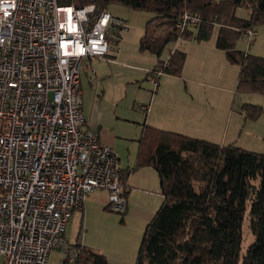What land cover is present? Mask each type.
Here are the masks:
<instances>
[{
  "label": "built area",
  "instance_id": "obj_1",
  "mask_svg": "<svg viewBox=\"0 0 264 264\" xmlns=\"http://www.w3.org/2000/svg\"><path fill=\"white\" fill-rule=\"evenodd\" d=\"M201 19L185 9L175 28ZM124 25L106 5L0 0V264H47L52 249L64 252L60 264H75L83 243L64 231L92 190L126 210L117 153L86 125L80 86L86 60L106 56L109 34ZM255 35L242 33L249 43ZM166 67L169 56L151 80Z\"/></svg>",
  "mask_w": 264,
  "mask_h": 264
},
{
  "label": "trees",
  "instance_id": "obj_2",
  "mask_svg": "<svg viewBox=\"0 0 264 264\" xmlns=\"http://www.w3.org/2000/svg\"><path fill=\"white\" fill-rule=\"evenodd\" d=\"M67 2L77 7L120 3L151 13L139 49L153 53L158 67L166 60L161 55L170 42L193 34L194 27L182 33L175 28L179 14L185 9L198 11L202 19L195 26L194 39H208L217 26L216 46L239 66L237 91L264 92V57L233 46L245 30L264 23V0ZM240 6L249 10L248 18L236 15ZM184 58V51L173 50L163 72L178 74ZM241 111L252 118L259 113L247 103ZM146 165L158 174L163 202L145 226L135 264H264V153L145 124L138 138L135 167ZM128 171H120L122 187L127 184ZM244 214L254 240L240 261ZM79 247L75 264H113L103 253L84 244Z\"/></svg>",
  "mask_w": 264,
  "mask_h": 264
},
{
  "label": "crops",
  "instance_id": "obj_3",
  "mask_svg": "<svg viewBox=\"0 0 264 264\" xmlns=\"http://www.w3.org/2000/svg\"><path fill=\"white\" fill-rule=\"evenodd\" d=\"M181 38L187 39L188 42H184L183 47L180 49L177 43L180 42L178 40ZM192 38L194 39L191 36H182L168 49L166 56H169L172 53L171 51L175 49L185 52V58L178 74L162 72L157 76L156 81H152L151 76L154 69L159 66L158 60L156 56L154 60H147L146 67L143 69L146 70L149 83H153V90L150 93L149 101L138 105L140 112L137 114L132 112L129 114L125 108H119L118 110L120 100L126 97L123 94L115 95L113 108L105 107L102 96L90 99L88 105H85L81 89L82 110L86 125L97 132L101 142L115 149L120 171L129 170L127 184L124 187L121 186L126 199V210L122 213V222H124V218L130 216V213H134L133 202L135 197L143 199L144 205L149 203L146 201V196L149 195L146 191L134 192L136 184L139 181L148 182L156 176V174H153L155 169L151 165L135 167L138 138L141 133L139 129L142 131L143 125L146 124L220 144L232 143L240 147L244 146L240 139L243 127L249 119L242 113L241 107L234 110L231 101V95L237 93L239 66L231 63L224 51L218 48L214 42H208L209 39L193 40ZM124 54L125 52L120 47L111 46L106 56L86 60L81 72H84L88 79L93 76L97 77V75L102 77L106 74V71L100 66L95 69V65L103 63L110 67ZM211 65H214V67H211ZM231 65L238 66L235 72ZM224 71L225 74H223ZM209 78H213L217 82L210 83ZM144 106H148V110H144ZM131 123L135 125L134 130H132ZM157 178L159 184L158 199L161 205L163 195L160 191L158 174ZM158 199H154V204ZM103 205L105 207L108 205V192L106 190L95 189L88 192L81 206L73 210L67 226H69L73 214L76 215L74 218L79 217V211L75 210L82 208L80 218L84 215L87 219L91 208ZM83 208L85 209L83 210ZM155 208L147 213L144 211L143 215H140L139 227L136 233L138 237L141 227L145 223L147 224L156 212L157 209ZM96 230V237L85 241L84 245L103 253L108 261L112 263L135 264L139 249L138 245L140 246L141 243L140 237V242L135 241L134 238L133 240L131 236L125 237V239L113 238L110 239L112 240L110 242L106 238L102 227L96 226Z\"/></svg>",
  "mask_w": 264,
  "mask_h": 264
},
{
  "label": "rangeland",
  "instance_id": "obj_4",
  "mask_svg": "<svg viewBox=\"0 0 264 264\" xmlns=\"http://www.w3.org/2000/svg\"><path fill=\"white\" fill-rule=\"evenodd\" d=\"M107 7L112 15L122 18L125 22L124 27L118 29V33L109 34L110 46L120 47L125 54L115 63L111 64L110 67H108L109 65L107 64L97 63L95 69L100 66L106 71V74L102 77L97 75V77L93 76L88 79L86 74L81 72L83 101L85 105H88L90 99L102 96L105 107L113 108L112 105L115 102V95L123 94L126 97H123L120 100L118 110L119 108H125V110L127 109V113L131 114L132 112L137 114L140 112L138 110V105L147 103L149 101L150 93L153 90V83H149L146 77V70L143 68L146 67L147 60H154L155 55L151 52L141 51L139 49V39L144 33L146 21L150 18L151 13L140 9H133L120 3H109ZM235 13L240 18L246 19L249 17V10L242 6L237 7ZM217 29V26L212 27V30L209 32L208 42L215 43ZM255 29L257 35H255L251 43H249L245 37L240 36L235 38L233 46L246 53L264 57V23L257 24ZM196 30L197 29L193 28V34L191 37L195 35L197 32ZM178 41H180L177 43L180 49L183 47L184 42H188L185 38H181ZM173 44L175 43L170 42L165 47L161 58L166 59L168 49ZM231 66H233L232 68L234 72L238 68L237 65ZM211 67H214V65H211ZM191 69L192 68L190 67V70ZM223 74H225V71ZM208 81L210 83L217 82L213 78H209ZM231 101L234 110L239 109V107H242L243 104L246 103L255 105L259 109V113L256 117H247L249 120L245 127H243L240 141H242L244 145L241 147L250 151L264 153V92L237 91V93L231 95ZM130 125H132L133 128H131L134 130V123H131ZM139 130L141 132V129ZM153 174H156L154 178H151L148 182L139 181L134 190V192L144 190L149 194L146 196V201L149 202L147 205H144L143 199L141 200L138 197H135V201L133 202V206L135 207L134 213H130L128 218H124V222L121 220L122 213L106 209L105 205L91 208L87 219L84 215L80 218L82 208L75 210L77 212L79 211V217L74 218L76 215L73 214L71 222L69 226H67L65 235L67 242L71 244L76 243L77 241L85 243V241L95 238L97 235L96 226L102 227L106 238L109 239L108 241L110 242L112 241L110 239L119 237L125 239V237L128 236H131L132 239L134 238L135 241L140 242L146 226L145 223L141 227L139 240L136 233L139 227L140 215H143L144 211H146L145 213L149 212L154 207L157 209L160 205V200L158 199L159 184L156 170ZM144 183L147 184L142 185ZM155 198L158 200L154 204ZM84 209L85 208H83V210ZM241 230L242 241L239 253L240 261L248 245L254 240V235L249 229L247 214H244L243 216ZM64 256L65 254L62 250L52 249L47 264H60ZM1 262L2 257L0 256V263Z\"/></svg>",
  "mask_w": 264,
  "mask_h": 264
}]
</instances>
